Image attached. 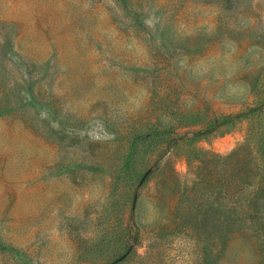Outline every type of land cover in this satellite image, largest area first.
Here are the masks:
<instances>
[{
  "label": "rangeland",
  "instance_id": "rangeland-1",
  "mask_svg": "<svg viewBox=\"0 0 264 264\" xmlns=\"http://www.w3.org/2000/svg\"><path fill=\"white\" fill-rule=\"evenodd\" d=\"M0 264H264V0H0Z\"/></svg>",
  "mask_w": 264,
  "mask_h": 264
},
{
  "label": "water",
  "instance_id": "water-1",
  "mask_svg": "<svg viewBox=\"0 0 264 264\" xmlns=\"http://www.w3.org/2000/svg\"><path fill=\"white\" fill-rule=\"evenodd\" d=\"M132 207H134V203H133ZM130 249H131V248H129V249H128L123 255H121L119 258H117V259L115 260V262H118V261H120L121 259H123V258L129 253Z\"/></svg>",
  "mask_w": 264,
  "mask_h": 264
},
{
  "label": "trees",
  "instance_id": "trees-1",
  "mask_svg": "<svg viewBox=\"0 0 264 264\" xmlns=\"http://www.w3.org/2000/svg\"><path fill=\"white\" fill-rule=\"evenodd\" d=\"M206 132H208V130H204V131L199 132V133L203 134V133H206Z\"/></svg>",
  "mask_w": 264,
  "mask_h": 264
}]
</instances>
